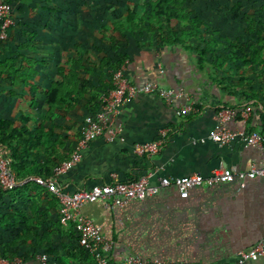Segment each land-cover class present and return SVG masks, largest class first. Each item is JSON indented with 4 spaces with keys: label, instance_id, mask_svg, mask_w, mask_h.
<instances>
[{
    "label": "trees",
    "instance_id": "16d2710c",
    "mask_svg": "<svg viewBox=\"0 0 264 264\" xmlns=\"http://www.w3.org/2000/svg\"><path fill=\"white\" fill-rule=\"evenodd\" d=\"M6 1L14 4V24L7 40L0 42V98L15 96L20 105L14 117L0 113V154L10 159L17 181L12 189L0 185L1 258L33 262L46 253L54 264H95L88 249L78 244L74 224L60 223L57 197L34 181H21L30 175L50 177L70 157L81 127L75 137L64 135L69 131L62 120L83 114V122L97 111L102 93L113 88L112 73L129 60L133 46H179L233 100L229 108L251 102L264 110V0H230V21L243 24L237 34L213 26L189 0H101L103 20H97L93 35L81 40L66 25L58 41L42 40L45 43L17 15L30 3L32 11L53 12L73 23L69 6L58 0ZM94 2L90 12L101 4ZM65 41L73 54L61 58ZM40 50L47 56H38ZM51 63L55 77L43 86L38 77Z\"/></svg>",
    "mask_w": 264,
    "mask_h": 264
},
{
    "label": "crops",
    "instance_id": "0c3cea01",
    "mask_svg": "<svg viewBox=\"0 0 264 264\" xmlns=\"http://www.w3.org/2000/svg\"><path fill=\"white\" fill-rule=\"evenodd\" d=\"M28 6L30 3L24 6V12L36 13ZM25 19L30 17L24 15L22 20ZM43 50L38 56H47ZM129 51L130 58L123 65L132 82L157 81L164 87L182 89L196 111L181 114L179 107L184 99L167 105L153 94L134 97L119 115L120 134L112 141L103 137L91 140L81 160L57 175V185L63 192L72 193L79 188L132 181L151 173L149 184L156 188L145 199L133 200L124 207L98 200L80 209L83 216L101 227L103 237L112 242L111 263L133 254L146 259L233 264L238 252L251 248L264 233V177L247 178L243 186L235 178L232 182L196 187L184 198L173 185L160 186L159 179L194 173L209 176L221 167L246 170L252 163H258L259 151L237 141L218 146L206 138L217 127L219 109L229 107L233 100L197 69L191 54L179 46H133ZM48 73L44 69L38 77L43 86L48 82ZM19 105L15 96L1 97V116L14 117ZM243 106L234 108L237 115L226 126L231 130L262 131L261 104L252 105L246 121L240 117ZM82 116L77 114L70 122L62 120L69 131L64 135L75 137ZM162 129L167 139L158 152L141 155L134 152L135 144L158 138Z\"/></svg>",
    "mask_w": 264,
    "mask_h": 264
},
{
    "label": "built area",
    "instance_id": "2783aa9c",
    "mask_svg": "<svg viewBox=\"0 0 264 264\" xmlns=\"http://www.w3.org/2000/svg\"><path fill=\"white\" fill-rule=\"evenodd\" d=\"M13 5L0 0V42L8 38V30L14 24ZM163 72V69L159 70ZM113 88L100 96V104L97 111L91 115H86L81 124V137L72 150L70 157L63 161L54 169L53 175L43 178L38 175H30L21 182L34 181L46 187L52 192L60 203V223L67 225L74 224V229L78 234V244L87 248L92 254L95 264H197L186 259L158 260L146 259L139 255H127L121 261L111 263L109 254L112 242L105 239L101 232V227L93 220L86 218L80 213L81 207L86 203L98 200L110 201L113 205L124 207L133 200H143L151 195L156 186L149 184L148 175H143L132 181H111L90 188H79L72 193H65L57 185V175L75 166L80 160L83 150L89 142L95 138L103 137L107 141L114 140L122 130V123L119 115L124 105L134 97L141 94H153L171 105L181 99L180 113L188 114L195 112L196 108L187 97V93L179 88L164 87L157 81H145L143 83L132 82L125 74V66L112 73ZM252 112V105L245 104L240 110V117L246 121ZM237 115L233 108H220L218 112L217 127L210 131L207 139L217 143L218 146L229 145L232 141H237L245 147H253L259 151L258 163H252L246 170H237L235 167H221L214 170L209 176L197 173L185 176H163L159 179L160 186L173 185L180 197H187L189 191L196 187L211 186L222 182H232L235 178L240 180V185H244L247 178L264 177V121L263 130H231L226 123ZM167 139L164 129L159 133V137L145 143L134 145V152L141 154H152L158 152ZM203 141V139H202ZM162 167H160L161 169ZM0 185L5 189H12L17 185L15 175L11 169L10 159L0 154ZM256 260H261L264 264V233L262 237L249 249L241 250L237 254L233 264H252ZM0 264H54L46 253H40L33 262L24 261L16 257L8 260L0 257Z\"/></svg>",
    "mask_w": 264,
    "mask_h": 264
},
{
    "label": "rangeland",
    "instance_id": "374dc122",
    "mask_svg": "<svg viewBox=\"0 0 264 264\" xmlns=\"http://www.w3.org/2000/svg\"><path fill=\"white\" fill-rule=\"evenodd\" d=\"M60 1L63 5L67 4L69 6V12L73 16V23H68L64 22L63 20L61 21L59 17L51 12H46L41 9L38 10V13H33L30 14L29 16L27 12H24L23 14L17 15V17L20 19L24 15H26L27 18L30 17V19H25L22 20V22H25L27 26H31V28L35 31L36 38L39 40H49L52 39L54 41H58V35L61 36L63 35L64 32H66V25L70 26V29L68 30L69 32H74L76 36H78L81 40H84L87 36L93 35L94 28L96 27L97 20L102 21L103 16L101 13V7H103V4L100 0V6L97 5V9L95 12H90V8H94V5L96 2L94 0H58ZM243 1L245 4V0H239ZM262 1V0H261ZM57 2V1H56ZM189 3L193 5L194 9L202 15L205 19L209 20L213 26L221 29L224 33L227 34H237L239 31V28L243 25L240 22L236 21H230L229 17V10L227 8V5H229L230 0H189ZM257 4L255 8H258ZM79 6L78 8L80 9L78 15L76 14L75 8ZM249 5H246L248 7ZM250 11L251 8H249ZM257 11V9L255 10ZM76 15H73V14ZM47 14H53V16H47ZM31 15V16H30ZM262 16V13H260ZM34 16L35 19L32 20L31 17ZM51 18V19H50ZM20 21V22H21ZM48 23H51L52 26H50ZM48 25L50 26V29L54 32L49 35L48 31ZM74 29V31H73ZM61 40H64V37H60ZM62 46V51L60 54H58V57L64 58L67 54L71 56L73 54V48L72 45L68 42H64V44H61ZM55 62H58V59L54 60ZM187 67V65L185 66ZM49 78H53L55 75V64L51 63L49 67Z\"/></svg>",
    "mask_w": 264,
    "mask_h": 264
}]
</instances>
